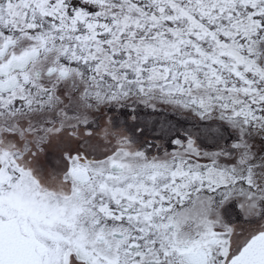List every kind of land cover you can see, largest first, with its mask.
I'll list each match as a JSON object with an SVG mask.
<instances>
[{
	"label": "snow or ice",
	"instance_id": "1",
	"mask_svg": "<svg viewBox=\"0 0 264 264\" xmlns=\"http://www.w3.org/2000/svg\"><path fill=\"white\" fill-rule=\"evenodd\" d=\"M0 264H264V0H0Z\"/></svg>",
	"mask_w": 264,
	"mask_h": 264
}]
</instances>
